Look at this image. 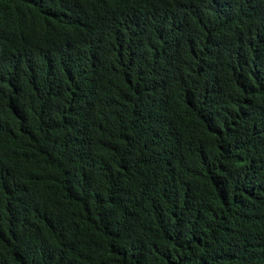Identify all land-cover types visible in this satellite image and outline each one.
I'll use <instances>...</instances> for the list:
<instances>
[{
  "label": "trees",
  "instance_id": "obj_1",
  "mask_svg": "<svg viewBox=\"0 0 264 264\" xmlns=\"http://www.w3.org/2000/svg\"><path fill=\"white\" fill-rule=\"evenodd\" d=\"M0 264H264V0H0Z\"/></svg>",
  "mask_w": 264,
  "mask_h": 264
}]
</instances>
